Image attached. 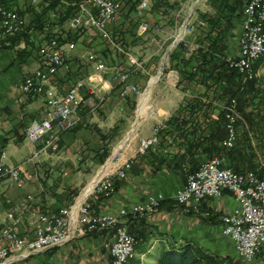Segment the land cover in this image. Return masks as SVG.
<instances>
[{
    "label": "crops",
    "instance_id": "1",
    "mask_svg": "<svg viewBox=\"0 0 264 264\" xmlns=\"http://www.w3.org/2000/svg\"><path fill=\"white\" fill-rule=\"evenodd\" d=\"M2 1L5 7L17 9L24 16L26 25L29 18L39 19L45 10L42 5L39 8L33 6L29 0ZM156 9L155 15L161 13ZM75 10L77 11V7ZM71 22L72 25L68 20L59 21L50 29L52 35L62 42L72 41L74 47L68 50V68H59L51 75L49 84L55 85L58 90H64L75 79H83L86 91L83 89L81 94H86V97H83L87 98V103L84 105L82 119L87 113L89 122L96 119L95 113L103 124L109 116L117 114L122 108L141 104L145 99L143 96H135L129 92L121 97L117 82H113L109 74L97 71L86 59H81V50L84 45H89L90 41L85 38L82 25L74 20ZM33 24L27 29V40L19 39L0 48V162L5 164L14 161V156L20 150L19 145L28 141L24 136V128L28 122L45 115L43 95H22L20 90L23 76L38 65V46L49 39L44 36L46 32L43 31L44 25L42 26L41 21L38 20L35 26ZM70 33L73 39L65 37V34ZM176 66L175 70L182 75L180 71L184 70L183 66ZM194 73L200 74V71L196 70ZM188 74H183L184 78L192 80L194 84L189 88H181L178 76L175 79L172 74L166 73L155 85L154 90L148 93L144 110L140 113L142 116L136 118V121L133 119L125 130L127 133L133 124V132L127 138L121 139L116 146L111 145L110 154L117 146L119 150L111 157L105 169L115 170L121 167L125 160H128L130 165L124 169L123 176H113L114 191L110 196L92 201L93 209L115 214L124 221L127 231L136 236L133 252L125 264H155L162 249L169 246L179 247L184 242L198 245L211 254L241 259L234 251L230 238L219 230L220 214L232 210L237 205L229 190L222 188L219 195L204 197L196 209L189 203L178 204L172 200L176 189L185 182L186 173L194 170L202 160L216 152L214 147L217 143L214 138L209 139L208 127L213 124L220 107H206L212 100L203 99V79L196 81L193 79L195 76L191 74L192 76L187 77ZM126 80L132 83L128 76ZM196 85L201 89L193 92L192 88ZM91 104L93 106H90ZM102 124L92 123L97 131L103 130ZM156 125L158 128L154 133L155 138L141 149V142L151 138ZM84 127L88 125L79 126L74 132ZM68 132L60 134V138H64ZM27 144L31 151L33 143L29 141ZM35 158L32 165L37 162ZM225 159L228 163L227 158ZM156 193H161L163 199L152 212L143 215L130 212L134 204L141 203L148 195ZM9 196L13 198L14 194ZM11 197L7 200L13 201ZM56 199L61 200L62 194L56 193L53 198L46 195L34 202L37 207L55 210L56 207L58 209L63 206L60 203L54 204ZM121 209L124 213L120 212ZM25 227L26 225L19 233L26 232L28 227ZM111 240L110 229L84 230L83 233L72 234L60 244L23 256L15 253L7 264H108ZM260 252L264 253V247ZM257 257L249 261L241 260L248 264H261Z\"/></svg>",
    "mask_w": 264,
    "mask_h": 264
},
{
    "label": "built area",
    "instance_id": "2",
    "mask_svg": "<svg viewBox=\"0 0 264 264\" xmlns=\"http://www.w3.org/2000/svg\"><path fill=\"white\" fill-rule=\"evenodd\" d=\"M147 3L148 0H139L138 6H146ZM119 7V0H81L77 3V11L72 20L87 24L114 44L110 38L109 24L113 22ZM24 24V16L5 7L0 0V44L5 43L4 39L19 31ZM145 28L146 23L139 22L136 29L141 32ZM236 42L235 52L227 54L225 59L229 66L236 68L245 77H251V61L264 52V0H245L242 4ZM73 47L72 41L62 42L57 37L42 42L37 48L38 65L22 78V95L42 94L45 106V115L31 119L24 128V136L31 143L41 139L43 147L49 144L54 147L56 132L72 127L79 119L78 110L87 103L80 93V88L85 84L83 79H75L64 90H58L55 85L49 84L51 75L59 68H68L67 51ZM126 57L133 68L140 65L131 54L127 53ZM86 58L94 69L105 68L94 54L87 53ZM116 75L121 97L137 91L135 84L126 80L127 72L117 71ZM18 100H21L20 96ZM222 109L225 135L221 144L228 148L236 136L235 120L238 113L234 98L223 104ZM156 129L157 127L154 128ZM147 143L148 141L141 142L140 148ZM39 150H32L25 161L32 164ZM223 160L221 151L202 160L194 170L186 173L185 182L176 189L172 200L175 203H189L196 209L204 197L219 195L222 188L229 190L237 205L220 214L219 230L230 238L236 254L242 260L249 261L264 247V177L257 176L253 169L235 171L225 165ZM129 165L128 160L124 161L115 175L123 176L124 169ZM112 174L111 171L101 169L90 189L74 203L60 207L57 212H40L28 218L30 232L19 233L15 230V225L21 221V209L0 211V264H7L15 253L27 255L60 244L74 233L101 229L112 230L108 264L127 262L126 249L136 240L127 231L124 221L115 214L93 212L90 208V197L96 198L112 192ZM33 177L34 173L22 167L21 163L11 165L0 162V182L6 178L21 185ZM162 199L161 193L148 195L141 203L134 204L130 212L137 215L148 214ZM120 212L124 213V210L121 209Z\"/></svg>",
    "mask_w": 264,
    "mask_h": 264
},
{
    "label": "rangeland",
    "instance_id": "3",
    "mask_svg": "<svg viewBox=\"0 0 264 264\" xmlns=\"http://www.w3.org/2000/svg\"><path fill=\"white\" fill-rule=\"evenodd\" d=\"M29 1L37 8L48 3L40 0ZM70 2L74 3V0H70ZM119 2L120 7L118 12L113 22L109 24L110 38L114 44H111L107 38L100 35L94 28L79 22V25H82L85 30V38L90 41L89 45H84L82 48V56L80 57L81 59H86L93 67V64L86 58V54H94L96 59H99L105 66L99 72L109 74L115 83L117 82V71L127 72V76L135 84L137 89V91L131 92L135 96L141 95V97L143 96L146 99L148 93L154 90L155 85L159 83L160 79L166 73L172 74V77L175 79L178 76L181 88H189L190 85L193 86L192 80H186L183 74H186V72L189 73V71H191L192 75L194 74L198 67L197 62L201 58L203 51L208 50L210 56H214L218 52L216 49L211 50L212 46H209V44L212 40L218 42L220 45H224L223 50L226 52L231 51L234 53L236 49L241 10L240 13H236L234 11L235 9L230 10L228 4L232 0H149L146 6H138L139 0L137 2L135 0H121ZM156 8L161 12L158 15L154 14L157 11ZM13 10L20 13L17 9ZM29 14L31 15V13ZM58 17V10L55 8H47L40 15L39 19L31 17L27 23L29 26H32V23L38 22V20L41 21L42 26L44 25L42 27L44 28L43 31L46 32L44 36L50 39L55 37L52 35L53 33H51L50 29L52 26L57 25L56 23H59ZM81 18H79L80 21ZM72 19L73 17L66 20L72 25ZM139 22L146 23L145 30L141 32H138L136 29ZM25 26L26 23L21 29L25 28ZM32 29L34 28L32 27ZM71 33L70 35L65 34V37L70 38ZM21 39L27 40V36ZM209 48L211 51H209ZM125 53L131 54L140 63V66L136 68L137 70L135 72L134 66L127 61ZM255 59L252 60L251 64ZM176 64L183 66L184 70L181 69L180 71L182 75L177 73V69L175 70L177 68ZM252 71L254 72L255 80L252 87L253 97L250 100L249 107L253 109V112L258 111V113L253 114V123L248 127V134L251 146L254 147L252 159L257 164L264 165V59L256 67L255 71ZM193 76H195L193 77L194 80H200V75L196 74ZM206 81L208 85L203 88V99L204 101H208L209 98L212 100L209 101L211 103L206 105V107L209 108L210 105L212 108H222L223 102L218 99L217 92L211 90L212 84H209L211 83L210 80ZM84 85L80 88V93H82L83 89L86 91ZM204 86L205 84L203 83ZM199 88L201 89V87L196 85L192 90L196 92V89L199 91ZM145 99L139 105L132 104V107L122 108L117 111V114L109 116L106 119L107 122L103 124L96 113V119L89 122V115H86V113L85 117L80 121V125L88 121V127H84L78 132H74L75 129L73 131H70L72 129H57L54 147L51 144L43 147L41 139L35 140L33 142L34 147L31 151L40 149L35 156L37 158L35 165H32L29 161H25L31 153L27 144L29 141L19 145L20 150L14 156V161L10 164L15 165L21 163L22 167L34 173V177L24 181L21 185H16L6 178H3L0 182V211L22 210L21 221L15 225L17 232L22 231L25 225L26 229L28 227L26 232H30V226L27 220L31 216L40 212H54L53 209L48 207L35 206L37 203L34 201H38L44 196L46 197V195L53 198V195L60 193L62 194V199L59 200L60 205H70L79 196H82L84 191L90 189L92 184L90 185L89 183L92 177L96 173L97 176L101 169L108 170L105 169L107 163L119 150V148L114 149L115 151L112 150L113 153L110 154L111 145L112 147L116 146L121 139L127 138L133 132V124L127 133H125V130L132 123L133 119L136 121V118L142 113V109L144 110ZM93 111L95 112L96 109ZM236 111L238 113L237 118H240L241 116L237 109ZM92 123L102 124L104 127L103 130L97 131ZM155 127L158 128L157 125ZM154 128L153 135L147 140L148 143L152 140L153 136L155 138L154 133L157 129L154 130ZM63 132L68 133H65L64 138H60V134ZM99 132L105 136L102 137ZM102 148L108 149V152L104 156V159L101 160L99 155ZM6 153H8V147H6ZM224 160H226L225 156ZM224 160V164L233 169ZM117 169L111 171L113 173L112 177L115 175ZM88 186L89 188L87 189ZM113 191L114 187L112 189ZM112 192L109 195H99L96 198L90 197L91 210L97 212V210L93 209L92 201L108 197ZM13 194V198L9 196ZM10 197L13 201L7 200ZM159 205L158 203L156 208ZM132 246L131 250L126 254V260H128L133 252L134 245ZM256 256H258L257 258H259L260 263L264 264V253L259 251L254 255V257ZM232 259L237 260V264H248L241 259L233 257Z\"/></svg>",
    "mask_w": 264,
    "mask_h": 264
},
{
    "label": "trees",
    "instance_id": "4",
    "mask_svg": "<svg viewBox=\"0 0 264 264\" xmlns=\"http://www.w3.org/2000/svg\"><path fill=\"white\" fill-rule=\"evenodd\" d=\"M44 1L48 3L43 5V8H55L58 10V21L62 22L73 17L74 12L76 11L75 9L77 7V2L81 0H74V3H71L70 0ZM135 2H137V0H135ZM232 2L228 4L230 10L235 9L234 11H236V13H240L243 0H232ZM132 5H134V3H132ZM35 23L36 22L33 24L34 26ZM28 28L29 24L19 32L7 36L4 39L5 43L0 44V48L9 46L11 43L18 41L21 38H25L27 36ZM71 38L73 39V35H71L69 39ZM209 46H212L211 50L216 49L219 53L217 52L214 54V56H210L208 50H205L201 53V58L197 62L198 67L196 69L200 71V74L198 75L201 76V80L203 79L205 87L208 85L206 80H210L211 83L209 84H212V89L217 92V97H219L218 99H220L223 104L229 102L231 98H234L235 107L241 117L235 120L236 136L231 147L224 148L221 144V140L225 135V119L222 108L218 109L216 117L212 122L213 124L209 125L208 127V137L209 139L214 138L216 140L217 144L216 147H214V150L216 152L221 151L225 158H228L229 165L235 171L253 169L257 176L264 177V165H259L252 159L254 155V147L251 146L248 134V127H250L253 123V114L258 113V111L253 112V109L249 107L251 103L250 100L253 97L252 87L255 80L254 72L252 70L255 71L256 67L262 62L264 59V53L256 58L251 64V77H245L236 68L228 65V62L225 59L227 52L223 50L224 45H220L218 42L212 40ZM211 50L209 48V51ZM190 72L191 71H189L188 76L191 75ZM83 96L86 97V94ZM84 107L85 106L82 105L78 110L79 119L72 127L68 128L69 130L72 129L71 131H73L74 129L81 126L80 121L82 120V116H84ZM83 125L87 126L88 124L85 121ZM100 134L102 137L105 136L102 133ZM107 152L108 149H101L99 155L101 160L104 159V156H106ZM112 183L114 187L113 180ZM59 200L56 199L54 204L58 205L60 202ZM56 209L57 207L55 208L54 212L58 211V209ZM134 238L136 240V236H134ZM223 262L224 264H237L238 261L227 255L218 256L211 254L198 245L184 242L179 247L169 246L168 248L162 249L159 255L156 257L155 264H222Z\"/></svg>",
    "mask_w": 264,
    "mask_h": 264
},
{
    "label": "bare ground",
    "instance_id": "5",
    "mask_svg": "<svg viewBox=\"0 0 264 264\" xmlns=\"http://www.w3.org/2000/svg\"><path fill=\"white\" fill-rule=\"evenodd\" d=\"M252 62V61H251ZM97 71H99V70H97ZM79 113V112H78ZM35 158V157H34ZM89 188V186L87 187V189ZM86 189V190H87ZM132 245H134V244H129V246H128V248L126 249V254L128 253V251L129 250H131V248L133 247ZM123 263H126V262H122L121 264H123Z\"/></svg>",
    "mask_w": 264,
    "mask_h": 264
},
{
    "label": "water",
    "instance_id": "6",
    "mask_svg": "<svg viewBox=\"0 0 264 264\" xmlns=\"http://www.w3.org/2000/svg\"><path fill=\"white\" fill-rule=\"evenodd\" d=\"M118 147H119V146H117L116 148H118ZM116 148H115V149H116ZM113 150H114V149H113ZM96 174H97V173H96ZM96 174H95V175L92 177V179L90 180V183H89L90 185L92 184V182H93V180H94ZM86 192H87V191H84L83 194L86 193Z\"/></svg>",
    "mask_w": 264,
    "mask_h": 264
}]
</instances>
